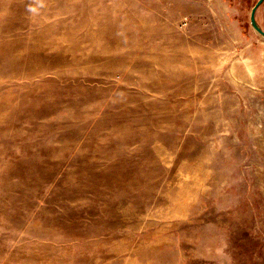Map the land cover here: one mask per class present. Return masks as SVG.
Instances as JSON below:
<instances>
[{"label": "rangeland", "instance_id": "obj_1", "mask_svg": "<svg viewBox=\"0 0 264 264\" xmlns=\"http://www.w3.org/2000/svg\"><path fill=\"white\" fill-rule=\"evenodd\" d=\"M258 1L0 0V264H264Z\"/></svg>", "mask_w": 264, "mask_h": 264}, {"label": "water", "instance_id": "obj_2", "mask_svg": "<svg viewBox=\"0 0 264 264\" xmlns=\"http://www.w3.org/2000/svg\"><path fill=\"white\" fill-rule=\"evenodd\" d=\"M264 0H259L255 6L252 8V13H251V20H252V23L253 25L255 26V28L261 32L263 35H264V29L257 23V20H256V11H257V8L259 7V5L263 2Z\"/></svg>", "mask_w": 264, "mask_h": 264}]
</instances>
